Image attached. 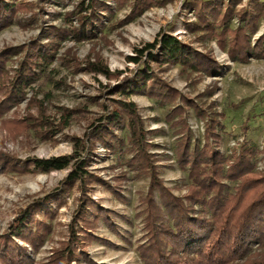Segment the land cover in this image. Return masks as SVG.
<instances>
[{
	"label": "rangeland",
	"instance_id": "rangeland-1",
	"mask_svg": "<svg viewBox=\"0 0 264 264\" xmlns=\"http://www.w3.org/2000/svg\"><path fill=\"white\" fill-rule=\"evenodd\" d=\"M26 1L30 3L32 13L21 14V23L16 22L0 32V52L28 46L34 40L47 42L43 32L45 27H63V17L55 18V12L64 14L74 6L68 2L67 6L58 5L56 0ZM185 1L168 0L163 6L155 4L134 18H130L131 5L119 7L116 2H110L114 14L107 15L101 33L94 39L79 43L72 39L63 40L57 58L26 91L25 99L0 119V157H9L18 168V171H9L0 166V233L8 231L13 221L35 202L57 192L60 195L59 199L54 197L42 202L45 203L43 211H38L31 220L46 221L50 226L45 244L34 253V264L47 263L53 252L70 240L72 225H75L80 242L76 246L78 258L73 264H145L141 253L151 236L146 227L145 211L150 178L147 174H138L137 169L129 165L132 156L126 149L109 153L100 144L94 149L88 171L109 185L91 182L84 188L87 195L84 197L109 211L113 227L102 217L89 231L93 237L80 231V221L75 223L83 192L79 183L63 185L69 170L44 173L28 164L36 159L73 154L80 143L77 139L84 141L86 133L104 114L102 107L92 104L90 98H97L99 104L105 103L110 97L105 95L107 85L116 87L125 76L142 69L141 64H135L128 58L136 57L137 49L161 39L165 34L176 37L195 51L211 55L221 71L210 76L203 72L183 71L180 66L152 63L155 74L177 90L180 97L174 101L166 96H151L148 89L131 97V101L138 106L146 129L157 132L148 136L152 145L149 152L158 161L159 178L164 186L175 195L188 193L189 174L178 163L177 145L188 136L193 144L203 145L207 117H218L219 114L224 116L219 118L223 126V130H219V151L230 156L234 152L239 153L241 146L248 144L258 156L257 169H263L264 57H251L246 62H239L231 58L229 46H226L227 49L220 46L218 35L198 40L203 33L189 30L188 27L197 22V17L186 8ZM224 1L227 3L229 0ZM260 2L264 4V0H242L234 8L237 11L244 7L253 9ZM32 15L36 18L27 22ZM240 25L238 18L234 17L232 28L237 29ZM263 35L262 17L257 22V30L251 34L253 45ZM231 38L228 34L227 44ZM17 57H12L9 68L17 67ZM96 57H101L110 71L122 72L120 80L109 81L103 75L77 71L76 63L84 67L89 58L95 60ZM33 97L43 105L49 121L55 124L53 130L69 120L62 133L41 138L30 127L17 128V122L26 120L30 113L37 117V106L33 105L30 112L27 111L29 100ZM181 97L191 100L198 111L194 106L186 107ZM177 106L184 108V113L169 118ZM71 111L76 113L69 118ZM118 134L126 138L127 130ZM153 196L157 204H161L158 192H154ZM46 209L53 212L54 217L46 219ZM93 212L88 210L90 220H94ZM257 247L254 246V251Z\"/></svg>",
	"mask_w": 264,
	"mask_h": 264
},
{
	"label": "trees",
	"instance_id": "trees-1",
	"mask_svg": "<svg viewBox=\"0 0 264 264\" xmlns=\"http://www.w3.org/2000/svg\"><path fill=\"white\" fill-rule=\"evenodd\" d=\"M112 1L119 7L131 5L130 18H134L152 5L163 6L168 0H56L58 5L62 3L67 6L68 2L74 6L64 14L55 12V18L63 17V27H45L43 32L47 42L34 40L28 46L7 48L0 52V119L25 99L26 91L57 58L63 40L72 39L79 43L94 39L101 33L107 15L114 14L110 5ZM241 1L186 0L185 5L197 17V22L191 24L189 30L203 33L198 40L218 35L220 46L224 49L229 46L232 59L246 62L251 57H264V35L254 45L251 37L257 30V22L264 18V4L260 2L253 9L244 7L237 11L234 7ZM26 13H32L31 5L26 0H0V32L16 22L21 23L19 16ZM234 17L241 23L237 29L231 26ZM35 18L32 15L31 19L25 20L29 22ZM228 34L232 38L227 44ZM136 51V57L128 60L141 64L142 69L121 80L123 73L110 71L101 57L95 60L89 58L84 67L75 64L77 71L103 75L109 81L117 79L120 82L116 87L107 85L105 95L110 97L105 103L99 104L97 98H90L92 104L102 107L104 114L86 133L84 141L77 139L80 143L73 154L36 159L28 166L33 165L44 173L69 170L63 185L79 183L83 192L75 223L80 221V231L90 235V229L102 217L113 227L109 211L84 197L87 196L84 188L91 182L109 185L88 171L94 149L98 144L109 153L126 149L132 156L129 165L135 167L138 174H147L150 178V194L146 198L145 211L146 227L151 236L141 253L145 264H264V251L258 252L264 249V167L261 171L257 169L255 150L244 144L239 153L234 152L230 156L222 154L218 149L221 140L219 130H223L219 118L224 116L207 117L203 145L193 144L190 136L177 145L175 153L178 163L189 174L190 185L185 186L188 190L186 195H175L159 178L158 161L149 152L152 145L148 136L157 132L146 129L137 104L131 101L133 95L146 89L151 96H166L174 101L180 97L177 90L155 74L152 63L180 66L183 71L203 72L210 76L220 73L221 67L211 55L195 51L167 34ZM13 56L20 58L17 57V67L11 69L8 64L13 61ZM115 95L118 98H113ZM181 99L186 107L194 106L198 111L191 100ZM33 105L39 109L37 117L30 113L26 120L17 122V128L30 127L41 138H51L55 133L58 135L64 131L69 120L53 130L55 124L45 116L43 105L35 97L29 100L27 111L30 112ZM72 113L76 111H71L69 118ZM183 113L184 108L177 106L169 118ZM199 116L202 117L201 111ZM123 130H127L126 138L118 134ZM13 163L9 157H0V166L9 171H18ZM154 192H158L161 204H157ZM57 193L35 202L13 221L8 231L0 233V264L35 263L34 253L45 244L50 226L46 221L31 220L38 211H43L45 203L42 202L54 197L59 199ZM88 207L94 211V220L87 217ZM44 211L46 219L54 217L53 212L48 209ZM78 237L75 225H72L70 240L56 249L44 264H73L74 259L78 258ZM255 245L258 246L256 251Z\"/></svg>",
	"mask_w": 264,
	"mask_h": 264
}]
</instances>
